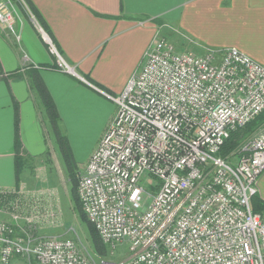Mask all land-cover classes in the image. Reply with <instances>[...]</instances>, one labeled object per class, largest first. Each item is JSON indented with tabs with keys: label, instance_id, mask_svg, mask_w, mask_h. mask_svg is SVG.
I'll return each mask as SVG.
<instances>
[{
	"label": "built area",
	"instance_id": "obj_1",
	"mask_svg": "<svg viewBox=\"0 0 264 264\" xmlns=\"http://www.w3.org/2000/svg\"><path fill=\"white\" fill-rule=\"evenodd\" d=\"M14 1L34 19L23 0H0V24L12 30ZM40 30L56 67L79 77ZM95 88L117 110L78 195L110 253L127 244L126 257L94 263L71 238L37 239L25 224L44 213L28 200L0 221V264H264V219L251 207L264 172V129L234 162L235 153L220 154L231 134L264 110V65L236 47L198 55L156 35L120 93Z\"/></svg>",
	"mask_w": 264,
	"mask_h": 264
},
{
	"label": "crops",
	"instance_id": "obj_2",
	"mask_svg": "<svg viewBox=\"0 0 264 264\" xmlns=\"http://www.w3.org/2000/svg\"><path fill=\"white\" fill-rule=\"evenodd\" d=\"M31 1L79 77L56 67L43 27L17 2L14 29L0 24V218L6 192L20 185L15 105L25 153L34 159L44 156L51 145L47 137L58 147L53 129L45 126L49 118L39 81L55 102L71 151L83 154L79 163L85 167L117 110L95 87L120 93L141 69L157 30L175 29L190 45L172 32L171 38L195 52L236 47L264 65V0ZM258 188L264 199V172Z\"/></svg>",
	"mask_w": 264,
	"mask_h": 264
},
{
	"label": "rangeland",
	"instance_id": "obj_3",
	"mask_svg": "<svg viewBox=\"0 0 264 264\" xmlns=\"http://www.w3.org/2000/svg\"><path fill=\"white\" fill-rule=\"evenodd\" d=\"M16 3L17 2L14 1L15 5ZM166 29L161 28V31L157 30L154 37L157 35L159 38L162 37L167 39L177 51L195 52L190 48H185L184 42L183 44L180 43V40L171 38L169 34L172 32L179 35L189 46L190 42L187 36H182L180 33L178 34V32L171 27H167ZM211 49L213 48L206 47L202 48V51L199 50V52L196 51L195 53L198 55H206ZM218 55L221 54L218 53ZM45 126L48 128L50 126L49 122L45 123ZM262 129H264V122L260 125L253 126L251 130H247V133L240 138L241 143L229 152V154L235 153L230 159L232 162L237 159V153H239L244 143L250 138L258 135ZM47 139L51 144L49 146V154L46 153L41 158L35 159L32 163L30 162L29 167H26L23 171L20 184L24 185V187L20 188L21 185L17 186L15 192L10 193L9 196L4 198L3 216L0 218V221H9L12 219L13 212H11V207H13L15 203L27 202L28 200L33 201L37 205H42L41 212L44 213V217L40 221L35 219L31 223H26L25 229L33 231L35 234L34 236L40 240L48 237L71 238L77 242L79 250L85 256L92 262L98 263L99 258L96 257L92 251L86 225L82 222L71 200V181L69 179L68 166L63 160L59 148L56 147L54 141H52V138L47 137ZM82 156V153L77 152L74 154L72 152V160L74 161L72 166L75 172H78L79 178L86 167H82L79 163ZM83 212L85 213L84 209ZM110 252L111 250L108 248V256L104 259L119 262L126 257L128 245L120 244L117 246L115 253ZM21 262L23 264H36L35 259L30 262L22 258L13 259L10 264H21Z\"/></svg>",
	"mask_w": 264,
	"mask_h": 264
},
{
	"label": "trees",
	"instance_id": "obj_4",
	"mask_svg": "<svg viewBox=\"0 0 264 264\" xmlns=\"http://www.w3.org/2000/svg\"><path fill=\"white\" fill-rule=\"evenodd\" d=\"M25 5L29 8L30 12L37 18L43 29L52 37L51 31L49 30L48 26L45 24L44 20L42 19L39 11L32 3L31 0H23ZM19 4L23 7L24 4L21 1H18ZM39 93L41 95V100L44 105V109L47 113L49 118V125L53 129L55 133L56 142L59 148V151L63 157V160L66 162L69 171V179L71 181V200L74 203L76 210L79 213V216L82 222L86 225V230L88 232L89 239L91 241L92 251L96 257L99 258L98 263L100 260H105L108 256V246L101 240L97 230L95 229L94 225L89 222L86 214L83 212L82 203L80 201L78 195V181H79V174L75 172L73 168L74 161L72 160V151L68 144V140L66 136L60 130V121L59 115L57 112V108L55 102L53 101L51 95L45 89L43 84L39 81L37 83ZM15 114H16V138H15V161H16V177H17V184H19L21 180V176L23 171L26 167H29V163L33 162L35 159L33 156L24 152L22 148V143L19 135V109L18 105H15ZM264 122V110L257 115L251 122H249L246 126L237 129L234 131L231 136L226 140L225 144L223 145L220 154L223 156L229 155V152L235 149L241 143V137L247 133V130H251L253 126L260 125ZM49 154V151H47ZM251 207L252 211L256 214H260L264 219V199L259 195V192L253 194L251 196Z\"/></svg>",
	"mask_w": 264,
	"mask_h": 264
}]
</instances>
